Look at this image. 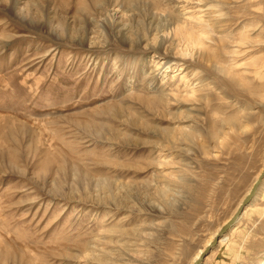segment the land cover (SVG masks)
<instances>
[{
	"label": "rangeland",
	"instance_id": "1",
	"mask_svg": "<svg viewBox=\"0 0 264 264\" xmlns=\"http://www.w3.org/2000/svg\"><path fill=\"white\" fill-rule=\"evenodd\" d=\"M263 167L264 0H0V264H264Z\"/></svg>",
	"mask_w": 264,
	"mask_h": 264
},
{
	"label": "water",
	"instance_id": "2",
	"mask_svg": "<svg viewBox=\"0 0 264 264\" xmlns=\"http://www.w3.org/2000/svg\"><path fill=\"white\" fill-rule=\"evenodd\" d=\"M264 176V167L261 170L260 174L258 175V177L256 178V180L253 182V185L251 186V188L249 189V191L247 192V194L244 196V198L242 199V201L240 202V204L238 205L237 209L235 210V212L221 225V227L218 230V233L214 236V238L210 241L209 246H213L217 243L219 236L224 233L225 231H227L229 229V227L235 223V221L237 220V218L241 215V212L243 211L245 205H247L253 198L259 184L262 181V178ZM208 246V247H209ZM204 254H201L200 256H198L197 258H195V260L193 261V264H199L203 258Z\"/></svg>",
	"mask_w": 264,
	"mask_h": 264
},
{
	"label": "bare ground",
	"instance_id": "3",
	"mask_svg": "<svg viewBox=\"0 0 264 264\" xmlns=\"http://www.w3.org/2000/svg\"><path fill=\"white\" fill-rule=\"evenodd\" d=\"M254 195H255V194H254ZM248 204H249V203H248ZM248 204H247V205H248ZM247 205H245V207H246ZM245 207H244V208H245ZM243 210H244V209H243ZM242 212H243V211H242ZM242 212H241V213H242ZM240 216H241V215H240ZM240 216H239V217H240ZM239 217H238V218H239ZM238 218H237V219H238ZM233 224H234V223H233ZM233 224H232L231 226H233ZM231 226H230L229 228H231ZM225 232H226V231H225ZM225 232H224V233H225ZM224 233H222V234H224ZM222 234H221V235H222ZM221 235H220V236H221ZM220 236H219V237H220ZM225 238H226V235H224V236L220 239V241H223ZM218 240H219V239H218ZM197 256H198V255H197ZM197 256H196V257H197Z\"/></svg>",
	"mask_w": 264,
	"mask_h": 264
}]
</instances>
